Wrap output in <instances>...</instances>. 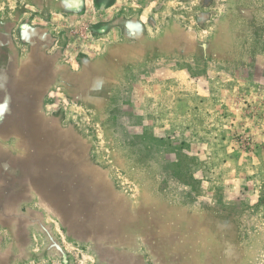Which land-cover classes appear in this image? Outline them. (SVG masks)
Listing matches in <instances>:
<instances>
[{
	"label": "rangeland",
	"instance_id": "rangeland-1",
	"mask_svg": "<svg viewBox=\"0 0 264 264\" xmlns=\"http://www.w3.org/2000/svg\"><path fill=\"white\" fill-rule=\"evenodd\" d=\"M0 264H264V0H0Z\"/></svg>",
	"mask_w": 264,
	"mask_h": 264
},
{
	"label": "built area",
	"instance_id": "built-area-1",
	"mask_svg": "<svg viewBox=\"0 0 264 264\" xmlns=\"http://www.w3.org/2000/svg\"><path fill=\"white\" fill-rule=\"evenodd\" d=\"M85 30H87V28H85Z\"/></svg>",
	"mask_w": 264,
	"mask_h": 264
}]
</instances>
